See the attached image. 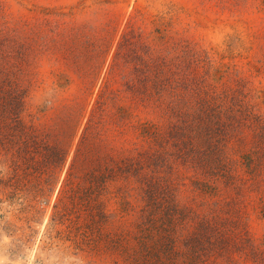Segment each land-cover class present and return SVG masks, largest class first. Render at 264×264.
Instances as JSON below:
<instances>
[{"label": "rangeland", "instance_id": "374dc122", "mask_svg": "<svg viewBox=\"0 0 264 264\" xmlns=\"http://www.w3.org/2000/svg\"><path fill=\"white\" fill-rule=\"evenodd\" d=\"M0 264H264V0H0Z\"/></svg>", "mask_w": 264, "mask_h": 264}]
</instances>
